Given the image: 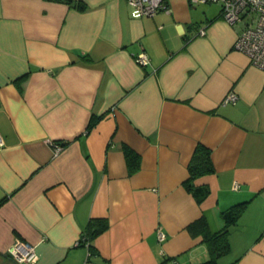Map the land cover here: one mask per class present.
Wrapping results in <instances>:
<instances>
[{
  "label": "crops",
  "instance_id": "0c3cea01",
  "mask_svg": "<svg viewBox=\"0 0 264 264\" xmlns=\"http://www.w3.org/2000/svg\"><path fill=\"white\" fill-rule=\"evenodd\" d=\"M166 3L0 0V264L18 239L34 264H198L208 243L189 225L217 232L244 201L217 264H264V70L219 3ZM47 139L66 143L55 155ZM198 144L213 165L193 180L200 202L184 184ZM94 219L107 226L88 250Z\"/></svg>",
  "mask_w": 264,
  "mask_h": 264
},
{
  "label": "built area",
  "instance_id": "2783aa9c",
  "mask_svg": "<svg viewBox=\"0 0 264 264\" xmlns=\"http://www.w3.org/2000/svg\"><path fill=\"white\" fill-rule=\"evenodd\" d=\"M134 6L140 14L151 16L157 11L169 12L170 8L166 0H126ZM192 4L197 3H219L220 15L229 24L244 22V27L233 42V48L245 54L251 64L264 70V0H190ZM206 29L201 26L197 34H205ZM134 60L141 66L149 64L146 53L141 52L134 55ZM237 94L229 91L223 98V102L234 103ZM51 146L53 154H57L63 147L62 143L52 139L46 140ZM3 139L0 135V146ZM87 246V243H85ZM7 255L16 264H34L36 253L34 246L22 240H16L7 250Z\"/></svg>",
  "mask_w": 264,
  "mask_h": 264
},
{
  "label": "trees",
  "instance_id": "16d2710c",
  "mask_svg": "<svg viewBox=\"0 0 264 264\" xmlns=\"http://www.w3.org/2000/svg\"><path fill=\"white\" fill-rule=\"evenodd\" d=\"M78 7H82V3H77ZM100 116L92 119L90 125H93ZM89 128V127H88ZM65 145L66 141H58ZM124 154L127 164L130 168H135V164L139 159V155L135 153L130 147L124 146ZM213 171V165L210 157V150L202 144H198L191 156L188 164L189 176L184 182L186 188L195 195L196 200L200 202L207 194L208 190L204 186H194L193 180L202 175H206ZM247 205V201L239 202L231 205L230 207L222 210L220 216L223 220V226L217 232H210L208 230L207 221L204 216L195 220L189 225V229L199 228V231L203 235L204 239L208 243L209 257L207 260L198 264H217V259L223 253L229 250L228 233L229 227L233 225L240 215L244 212ZM107 226V223L103 219H94L90 221L87 226V230L81 235L79 243H87L88 250L91 248L90 239L95 235L103 231Z\"/></svg>",
  "mask_w": 264,
  "mask_h": 264
}]
</instances>
